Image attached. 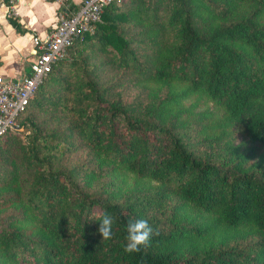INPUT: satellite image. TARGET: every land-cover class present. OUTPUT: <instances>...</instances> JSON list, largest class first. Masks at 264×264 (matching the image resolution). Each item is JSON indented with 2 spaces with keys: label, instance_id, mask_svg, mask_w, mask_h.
I'll return each instance as SVG.
<instances>
[{
  "label": "trees",
  "instance_id": "obj_1",
  "mask_svg": "<svg viewBox=\"0 0 264 264\" xmlns=\"http://www.w3.org/2000/svg\"><path fill=\"white\" fill-rule=\"evenodd\" d=\"M17 125L0 264H264V0L111 1Z\"/></svg>",
  "mask_w": 264,
  "mask_h": 264
},
{
  "label": "built area",
  "instance_id": "obj_2",
  "mask_svg": "<svg viewBox=\"0 0 264 264\" xmlns=\"http://www.w3.org/2000/svg\"><path fill=\"white\" fill-rule=\"evenodd\" d=\"M20 0H0V7L7 17H12ZM58 5L53 27L43 36L33 35V61L27 74L7 78L0 73V137L18 130L17 116L29 104L56 61L62 58L68 46L80 33H92L101 21L103 7L113 0H82L67 11L64 0H52Z\"/></svg>",
  "mask_w": 264,
  "mask_h": 264
},
{
  "label": "crops",
  "instance_id": "obj_3",
  "mask_svg": "<svg viewBox=\"0 0 264 264\" xmlns=\"http://www.w3.org/2000/svg\"><path fill=\"white\" fill-rule=\"evenodd\" d=\"M82 0H64L67 11ZM58 5L52 0H20L14 17L21 27L17 32L0 7V73L7 78H19L29 71L33 61V35L43 36L53 27Z\"/></svg>",
  "mask_w": 264,
  "mask_h": 264
},
{
  "label": "clouds",
  "instance_id": "obj_4",
  "mask_svg": "<svg viewBox=\"0 0 264 264\" xmlns=\"http://www.w3.org/2000/svg\"><path fill=\"white\" fill-rule=\"evenodd\" d=\"M127 253L139 252L142 246H147L153 235V228L146 219H129L126 227ZM98 233L102 241L110 240L113 236V217L104 213L99 223Z\"/></svg>",
  "mask_w": 264,
  "mask_h": 264
},
{
  "label": "rangeland",
  "instance_id": "obj_5",
  "mask_svg": "<svg viewBox=\"0 0 264 264\" xmlns=\"http://www.w3.org/2000/svg\"><path fill=\"white\" fill-rule=\"evenodd\" d=\"M42 82H43V81H42ZM10 133H11V134L18 133V134H20V136L24 137V136L28 133V131H27L26 129L23 128V130H18V131L10 132ZM10 133H9V134H10Z\"/></svg>",
  "mask_w": 264,
  "mask_h": 264
}]
</instances>
